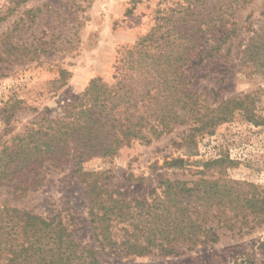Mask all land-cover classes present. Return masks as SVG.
I'll list each match as a JSON object with an SVG mask.
<instances>
[{"label":"rangeland","instance_id":"1","mask_svg":"<svg viewBox=\"0 0 264 264\" xmlns=\"http://www.w3.org/2000/svg\"><path fill=\"white\" fill-rule=\"evenodd\" d=\"M233 1L27 0L0 22L5 59L0 63V144L42 117L60 119L80 101L92 79L113 84L126 50L154 28L181 31L195 35L196 48L183 71L204 115L230 100L244 109L234 111L211 134L195 133L188 145L182 139L190 134L191 124L148 144L132 142L114 156H95L83 163V171L98 174L99 185L114 192L113 199L123 200L137 216L135 202L151 204L154 197L162 198L159 183L164 180L185 182L195 190L200 179L225 180L264 193V0H251L240 9ZM9 6L8 0H0V17ZM36 10L41 11L36 18L27 15ZM166 18L171 23L165 24ZM10 44L23 49L22 56L6 55ZM60 69L70 74L61 88L52 84ZM68 160L61 168L47 165L38 184L28 185L26 191L14 183L4 186L0 204L43 219L58 216L75 242L95 250L102 264H264V222L241 233L213 227L217 242L192 250L178 247L176 255L155 250L143 257L102 253L89 222L85 187L73 175L72 157ZM173 160L185 163L173 167L169 165ZM217 160L224 161L225 171L202 167ZM36 174L25 177L27 184ZM247 220L254 225L252 218ZM116 222L110 232L119 243L127 239L130 228Z\"/></svg>","mask_w":264,"mask_h":264},{"label":"trees","instance_id":"2","mask_svg":"<svg viewBox=\"0 0 264 264\" xmlns=\"http://www.w3.org/2000/svg\"><path fill=\"white\" fill-rule=\"evenodd\" d=\"M26 1L8 0L10 6L0 22ZM249 1L234 0L232 4L240 9ZM226 12L225 8L221 16ZM40 13V10L28 11L27 15L36 18ZM164 21L171 23L169 18ZM158 32L161 29L154 28L136 47L126 50L113 84L92 79L80 101L70 105L60 119L42 117L0 144V189L14 183L26 191L28 185L38 184L40 172L47 165L61 168L72 157L73 175L84 185L87 194V214L98 249L104 254L117 252L124 258L143 257L153 250L165 256L176 255L178 247L192 250L217 242L218 236L211 234L213 227L228 231L235 228L241 233L264 222V193H258L251 185L243 188L225 180L200 179L195 190L187 188L185 182L164 180L159 183L162 198L154 197L151 204L135 202L137 216L123 200L113 199L114 192L99 185L98 174L83 171V163L95 156H114L132 142L148 144L152 138L191 124L190 134L182 139L183 145H188L195 133L211 134L234 111L244 109L230 100L205 116L206 110L190 90L183 71L193 57L195 35ZM21 50L10 44L4 53L18 58L22 56ZM2 62L5 59L0 51ZM69 75L60 69L59 78L52 84L65 86ZM18 104L14 102V106ZM184 163L173 160L169 165L182 167ZM223 164L224 161L217 160L202 167L225 171ZM35 173L38 174L31 178V184H27L25 177ZM247 218H252L254 225L250 226ZM139 219L147 225L146 229ZM114 221L130 228L127 239L119 243L111 238ZM0 264L102 263L95 250L81 248L75 242L58 216L43 219L3 203L0 204Z\"/></svg>","mask_w":264,"mask_h":264}]
</instances>
